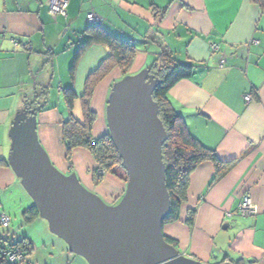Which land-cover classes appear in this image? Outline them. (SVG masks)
Masks as SVG:
<instances>
[{
    "label": "crops",
    "instance_id": "1",
    "mask_svg": "<svg viewBox=\"0 0 264 264\" xmlns=\"http://www.w3.org/2000/svg\"><path fill=\"white\" fill-rule=\"evenodd\" d=\"M49 1L0 0V212L12 222L18 219L20 226L23 212L33 206L8 162L10 127L25 109L37 108L38 141L59 171L75 173L109 205L117 204L125 192L126 182L110 174L98 186L92 184L95 163L86 149H74L72 172L64 159L61 124L69 114L62 89H74L79 101L74 103L75 117L81 120L79 97L86 79L108 54L105 45L90 44L70 78L75 53L89 36L86 15L93 13L101 17L105 31L134 44L127 76L148 71L163 50L179 62L195 64L189 78L169 89V100L192 136L230 164L216 180L210 161L196 166L180 219L163 224L164 237L185 257L203 264H264V5L252 0H67L66 16L54 18L48 12ZM214 43L219 46L216 51L210 48ZM123 78L113 68L94 87L93 138L108 133V98ZM246 94L250 101L244 99ZM245 195L256 206L254 215L237 211ZM189 209L195 210L191 227L185 223ZM39 222L46 231L43 240L52 243L45 264H88ZM21 238L34 247L26 232L12 224L0 225V244ZM22 264H33V259L25 258Z\"/></svg>",
    "mask_w": 264,
    "mask_h": 264
},
{
    "label": "water",
    "instance_id": "2",
    "mask_svg": "<svg viewBox=\"0 0 264 264\" xmlns=\"http://www.w3.org/2000/svg\"><path fill=\"white\" fill-rule=\"evenodd\" d=\"M156 84L146 70L115 83L109 95L108 133L127 174L115 205L53 165L37 138V108L19 113L10 127L11 168L49 230L88 264H203L181 254L162 233L170 199L162 160L167 133L152 98Z\"/></svg>",
    "mask_w": 264,
    "mask_h": 264
},
{
    "label": "trees",
    "instance_id": "3",
    "mask_svg": "<svg viewBox=\"0 0 264 264\" xmlns=\"http://www.w3.org/2000/svg\"><path fill=\"white\" fill-rule=\"evenodd\" d=\"M252 1L260 6L264 5V0ZM87 31L89 36L82 41L73 58L69 72L70 78L73 79L76 61L90 44L101 43L105 45L108 54L100 65L90 72L86 79L84 92L79 97L82 119H76L69 114V117L61 124L64 159L68 165V171L72 172L74 149H86L95 163L94 168L90 171L94 186H98L106 174L127 182V174L121 165V158L109 133L98 138L91 136L96 113L90 106V100L94 87L113 68H118L123 77L127 76L134 60L136 48L132 42L109 34L101 25H88ZM194 68H196L195 64L179 62L166 50H163L159 58L148 67V75L157 80V84L152 91V98L158 104V117L167 133V138L162 145V160L165 164V184L169 194L170 208L163 224L180 219L181 208L187 200L189 176L198 164L206 160L213 164V180L222 176L230 166L229 163L222 162L212 150L202 146L192 136L187 129L183 116L176 111L169 100V89L179 80L189 78L193 74ZM62 95L67 110H71L78 98L72 86L63 88ZM194 214V209L187 211L185 223L190 227L194 221ZM37 215L39 213L34 205L23 212V216L28 222ZM165 240L172 245L174 244L171 239L165 238ZM9 247L21 249L23 253L22 261L8 262L0 253V264H22L25 258L34 250L32 243L26 238L5 245L0 244V249Z\"/></svg>",
    "mask_w": 264,
    "mask_h": 264
},
{
    "label": "built area",
    "instance_id": "4",
    "mask_svg": "<svg viewBox=\"0 0 264 264\" xmlns=\"http://www.w3.org/2000/svg\"><path fill=\"white\" fill-rule=\"evenodd\" d=\"M66 6H67V0H50L48 5V12L52 17H56L58 15L66 16ZM86 20L89 25H100L101 24V17L98 15H95L93 13H88L86 15ZM11 42L14 45H17L18 42L15 39H11ZM254 43H257V41H253ZM28 46V45H26ZM210 48L212 51L218 50L219 46L217 44H211ZM225 62V59L222 58L219 61L220 65H223ZM244 99L246 101H250L251 97L250 95H245ZM100 171V170H99ZM101 172V171H100ZM237 211L242 216H249L254 215L256 213V206L251 201L250 196L245 195L242 200L239 202L237 206ZM11 218L3 213L0 212V225L2 227H8L10 224ZM0 253L8 262H19L23 259V253L20 248H3L0 249Z\"/></svg>",
    "mask_w": 264,
    "mask_h": 264
},
{
    "label": "rangeland",
    "instance_id": "5",
    "mask_svg": "<svg viewBox=\"0 0 264 264\" xmlns=\"http://www.w3.org/2000/svg\"><path fill=\"white\" fill-rule=\"evenodd\" d=\"M53 93L56 94V90H53ZM34 103L32 104H36L38 103L39 101H33ZM52 102V101H50ZM56 101H53V104L55 103ZM79 103V101H75V104ZM62 108V106H61ZM75 112H76V105L71 109V110H68L67 111V115L70 114L71 116H73L74 118L75 117ZM69 117V115H68ZM77 119V118H76ZM57 168V167H56ZM61 172V170H60ZM62 173V172H61ZM63 174H67V173H64ZM76 175V174H75ZM77 179L79 180L78 176L76 175ZM79 182L81 183V181L79 180ZM82 184V183H81ZM83 185V184H82ZM84 186V185H83ZM85 187V186H84ZM87 190H89L90 192H92L90 189H88L87 187H85ZM95 194V193H94ZM119 202V201H118ZM117 202V203H118ZM36 218H34L33 220L31 221H26V219L24 218V216L22 215V223L20 226H18L20 224V221H18V219L14 220L13 219V222L10 223V226L11 224L14 226L15 225V228L17 229V231H19L20 233H23V232H26L29 237L31 238V240L33 241L34 243V253L28 257H26V260L30 258L33 259V264H45V262L47 261V253L48 251L51 249V245L52 243H49L48 244V239H44L43 238L45 237L46 235V231L42 232V229L39 225V221H41V223H46L47 227H48V224H47V221L43 218H41L39 216V218H37V220H35ZM35 220V221H34ZM45 221V222H44ZM50 233V232H49ZM51 235V237L54 239L55 236L53 234H49ZM57 237V236H56ZM60 239V238H58ZM54 249V248H53Z\"/></svg>",
    "mask_w": 264,
    "mask_h": 264
}]
</instances>
